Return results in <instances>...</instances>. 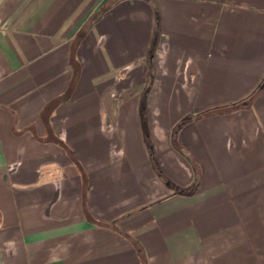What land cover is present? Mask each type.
<instances>
[{"label": "crops", "instance_id": "0c3cea01", "mask_svg": "<svg viewBox=\"0 0 264 264\" xmlns=\"http://www.w3.org/2000/svg\"><path fill=\"white\" fill-rule=\"evenodd\" d=\"M0 264H264V0H0Z\"/></svg>", "mask_w": 264, "mask_h": 264}, {"label": "trees", "instance_id": "16d2710c", "mask_svg": "<svg viewBox=\"0 0 264 264\" xmlns=\"http://www.w3.org/2000/svg\"><path fill=\"white\" fill-rule=\"evenodd\" d=\"M151 50H154V47H152ZM148 92H149V86H147V88L145 90V93L143 94L142 101H141V108H140L141 121H142L143 129H144L145 140H146L147 145L149 147V151H150V154H151V159H152L153 165L157 169L158 174L162 175L161 169L159 168V165H158V161H157V159L155 157L154 147H153V144L151 142L149 130H148V127H147L146 100H147ZM249 103H250V99H248V101L245 100L244 102H242V105L247 107L249 105ZM240 107L241 106H239V104H236L233 107H231V109H226V110L225 109H214L212 111L199 113V114H200V116H203V115H211V114H215V113H223V112L237 110ZM189 119H191V117L187 118V120H189ZM167 183L170 184L169 182H167Z\"/></svg>", "mask_w": 264, "mask_h": 264}]
</instances>
